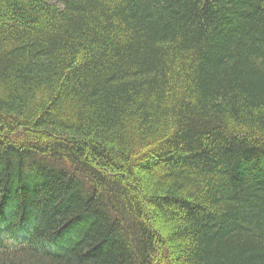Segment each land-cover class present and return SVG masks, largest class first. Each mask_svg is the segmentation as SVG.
Segmentation results:
<instances>
[{"label":"trees","instance_id":"16d2710c","mask_svg":"<svg viewBox=\"0 0 264 264\" xmlns=\"http://www.w3.org/2000/svg\"><path fill=\"white\" fill-rule=\"evenodd\" d=\"M0 264H264V0H0Z\"/></svg>","mask_w":264,"mask_h":264},{"label":"rangeland","instance_id":"374dc122","mask_svg":"<svg viewBox=\"0 0 264 264\" xmlns=\"http://www.w3.org/2000/svg\"><path fill=\"white\" fill-rule=\"evenodd\" d=\"M161 232H162V234H165L166 233V231H167V228H168V225L166 226V225H161Z\"/></svg>","mask_w":264,"mask_h":264}]
</instances>
